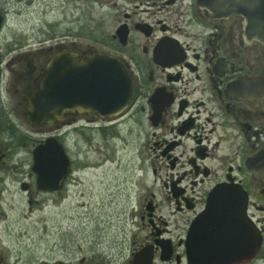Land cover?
Wrapping results in <instances>:
<instances>
[{"label":"flooded vegetation","instance_id":"flooded-vegetation-1","mask_svg":"<svg viewBox=\"0 0 264 264\" xmlns=\"http://www.w3.org/2000/svg\"><path fill=\"white\" fill-rule=\"evenodd\" d=\"M263 36L264 0H0V179L15 172L31 189L28 164L37 195L60 194L74 173L71 145L115 129L136 162L116 183L134 197L127 264H264V179L247 167L264 147ZM102 56L132 81L110 113L91 112L90 99L81 108L68 85ZM51 63V115L37 117L30 102ZM48 141L70 162L54 191L37 188L32 167ZM235 183L258 250L244 233H201L193 244L212 190Z\"/></svg>","mask_w":264,"mask_h":264},{"label":"rangeland","instance_id":"rangeland-1","mask_svg":"<svg viewBox=\"0 0 264 264\" xmlns=\"http://www.w3.org/2000/svg\"><path fill=\"white\" fill-rule=\"evenodd\" d=\"M114 130L104 142L71 145L74 173L60 194L37 195L28 164L31 189L22 188L21 175L12 181L15 172L0 179V264H127L134 197L116 183L136 162L111 139Z\"/></svg>","mask_w":264,"mask_h":264},{"label":"water","instance_id":"water-1","mask_svg":"<svg viewBox=\"0 0 264 264\" xmlns=\"http://www.w3.org/2000/svg\"><path fill=\"white\" fill-rule=\"evenodd\" d=\"M52 69L51 63L44 80L46 89H40L30 102L34 116L45 118L51 115L49 108L51 107L50 101H52V81H50ZM84 69L85 73L80 79L75 76L68 82V85L74 89V101H80L81 108H83V101L90 99L91 112L95 110L94 105L101 106L100 113H110L127 103L132 91V81L117 60L102 56L100 61L92 63ZM103 108L105 109L102 110ZM47 148L52 151L51 156H46ZM33 156L34 166L32 167L38 173L37 188L45 191L58 190L61 186L60 180L63 174L67 173L70 165L63 147L48 141L46 144L36 147ZM247 167L256 177L264 179V147L247 160ZM229 187L233 189L230 190ZM245 194H247L246 191L238 183H235V186L224 185L213 189L206 200L205 209L196 217L191 226L192 243H195V237L201 233H244L249 237L250 252L258 250L261 233L247 220L245 213L247 197ZM193 259L195 261V256ZM58 264L65 263L61 261Z\"/></svg>","mask_w":264,"mask_h":264}]
</instances>
